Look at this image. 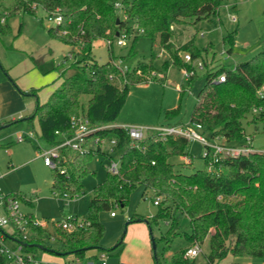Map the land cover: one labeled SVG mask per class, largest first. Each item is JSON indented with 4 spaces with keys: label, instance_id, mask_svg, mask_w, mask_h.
<instances>
[{
    "label": "trees",
    "instance_id": "trees-1",
    "mask_svg": "<svg viewBox=\"0 0 264 264\" xmlns=\"http://www.w3.org/2000/svg\"><path fill=\"white\" fill-rule=\"evenodd\" d=\"M117 2L119 0H0V34L9 33L7 18L13 15L35 16L39 9L46 13L58 11L63 22L57 27L47 28L48 35L70 47L65 61L72 55L77 57L71 65L75 73L65 79L46 102H39L37 89L20 91L37 100L33 113L18 122L27 120L33 123L37 118L39 134L34 126L33 129L48 147L61 142L56 132L73 135V118H86L91 126L116 124L132 86L160 81V72L152 61L138 62L133 68L122 70L115 64L113 46L109 48V60L99 63L93 51L94 42L114 40L123 30L128 34L134 31L136 35L131 39L132 45L142 36L158 39L160 47L169 55L166 66L171 63L179 69L190 70L194 68V61L202 60V51L195 45L194 38L176 47L172 27L191 19L195 22L209 21L218 15L223 0H121V11L115 7ZM123 14L127 21L123 20ZM131 23H136L135 30ZM21 30L22 24L19 33ZM139 30L143 33L137 35ZM224 43L232 46L233 34L225 37ZM184 53L191 55V63L184 62ZM130 55L131 52L121 60L125 61ZM224 74L226 80L217 82ZM197 77L196 74L186 80L180 88L179 105L166 112L167 119L179 117L183 96ZM204 78V87L198 95L190 122L201 124L202 134L208 139L218 137L229 144H242L246 138L244 121L264 126V95L258 94L264 86V50L234 68L206 70ZM86 96L89 99L85 103L82 98ZM97 134L117 139L121 170L119 175L108 172L105 181L94 188L88 212L81 218L89 226L71 232L56 227L57 235L50 242L51 234L46 229L32 225L36 237L25 241V252L37 258L39 247L51 252L56 246L58 249L54 253L72 254L82 261L88 257L86 248L91 247L101 254L104 251L101 241L105 226L99 220V213L114 206L124 208L134 189L143 186L153 191L154 204L159 201L155 204L157 211L152 218L140 219L146 222L150 231L153 225L165 224L167 227L160 237H154L150 232L156 245L163 244L162 258L152 248L156 264H198L195 259L186 257V252L195 245L201 247L208 238L210 253L202 264H219L228 255L264 261V154L254 152L223 158L213 164L211 171L208 170L210 159L207 158L204 160L205 170L185 174L176 171V165L170 162L173 157L190 156V142L183 137L169 136L162 141L151 134L136 147L129 134L121 128L106 129ZM60 154L66 172L54 171L52 192L59 195L67 193L75 198L84 193L83 181L91 172L89 163L95 154L69 148H62ZM15 196L26 206L33 207L25 195L16 193ZM183 217L188 218L191 225V232L184 235L187 246L167 258L172 243L180 235ZM16 236L23 239V233L18 229ZM8 263L7 256L0 254V264Z\"/></svg>",
    "mask_w": 264,
    "mask_h": 264
},
{
    "label": "rangeland",
    "instance_id": "rangeland-1",
    "mask_svg": "<svg viewBox=\"0 0 264 264\" xmlns=\"http://www.w3.org/2000/svg\"><path fill=\"white\" fill-rule=\"evenodd\" d=\"M5 4L8 5V3ZM21 24L22 30L19 33ZM7 25L10 28L9 33L0 34V75L10 80L8 71L11 68L13 75L26 76L25 79L34 82L33 88L38 90L39 102H46L61 83L75 73V68L71 65L77 61V57L72 55L68 61H65L70 47L48 35L47 28L55 27V25L47 21V13L42 9H39L35 16L13 15L7 18ZM131 25L135 27V24L131 23ZM172 32L176 47L195 39V45L202 51L203 57L200 61L204 65L203 70L196 68L198 77L194 79L183 96L179 117L169 120L165 114L179 105V90L186 82L184 70L171 63L166 66L169 55L160 47L158 39L153 40L142 36L134 45L131 39L126 40L125 45L121 47L115 44L113 52L116 61H120L121 57L129 52H131L130 57L123 61L125 67L133 68L138 62L152 61L154 67L160 72L158 75L160 81L132 86L117 124L158 127L175 125L178 122L189 123L198 95L204 87L206 70L215 71L221 67L234 68L235 65L251 60L264 50V0H223L216 17H212L209 21L186 20L183 24L174 25ZM229 34L234 36L232 46L224 43V38ZM206 48L208 51L205 52ZM93 51L99 63H105L110 58L109 48L104 39L94 42ZM186 54H183V60ZM117 82L119 83V80ZM12 85L15 87L16 84L12 82ZM30 90L31 88L26 92ZM88 99L87 96L82 98L85 103ZM36 100V97H26L27 103L33 104L27 107L24 118L33 113ZM250 119L251 117H248V120ZM33 126L39 134L36 118L33 123L27 120L19 121L4 128L1 130L0 138L13 134L15 129H21V133L28 132ZM244 126L245 140L247 141L248 138L251 140L254 150H264V126L248 124L247 121H244ZM146 134L148 136L152 132ZM11 136L9 140L14 137V140L10 142L11 145L0 147V171L5 174L0 180V190L3 194L21 193L33 200V207L23 205L22 209L24 212L33 213L36 220L45 223L47 232L51 234L48 241L52 242V237L57 235L55 228L58 222L69 216L82 218L88 212L94 188L106 179L109 159L103 154L95 155L89 163L91 172L83 181L84 193L67 201L63 196L53 195L54 171L46 167L43 158L39 157L38 144L35 141L18 143L15 142L16 135ZM39 145L41 149L48 148L42 140H39ZM203 151V146L194 141L188 147L191 164H185L183 168L184 163L182 164L179 157L171 158L170 162L176 165V171L185 174L205 170L207 167L202 157ZM156 211L153 191L138 186L131 193L124 208L114 206L110 210L99 213V220L105 226V234L101 241L104 251L101 254H98L97 250H88L87 259L77 262L73 255L57 256L54 250L58 247L54 246L51 252L39 250L38 258L43 262L51 263L57 261L46 260L60 259L65 264H101L103 262L105 264H156L150 232L152 231L154 237H160L167 227L165 224L153 225L150 231L145 221L136 222L140 218H152ZM112 212L115 213L114 216L111 215ZM190 232V221L183 217L180 235L174 240L167 254L171 256L186 247L184 235ZM209 253L210 243L207 239L201 246V253L195 258L196 263L206 262ZM102 254L103 258H94ZM156 254L162 258V243L157 245ZM234 263L264 264V261L248 256L228 255L219 264Z\"/></svg>",
    "mask_w": 264,
    "mask_h": 264
},
{
    "label": "built area",
    "instance_id": "built-area-1",
    "mask_svg": "<svg viewBox=\"0 0 264 264\" xmlns=\"http://www.w3.org/2000/svg\"><path fill=\"white\" fill-rule=\"evenodd\" d=\"M116 9L123 10V5L120 2L115 4ZM123 20L127 21L128 18L123 14ZM47 21L55 25V27L61 25L63 22V16L60 12L47 13ZM4 19H2V23ZM134 29L137 28L136 23ZM143 30L137 31L138 34H142ZM136 33L133 31L128 34L125 30L119 32L114 40L107 39L106 44L108 48H111L115 44L117 46H124L125 41L132 39ZM186 63H191L192 58L190 54L184 56ZM115 64L119 66L122 70H128V67L123 65V61H116ZM193 69L184 70V77L186 80L192 78L196 75V68L203 70L204 65L202 61H194ZM226 76L221 75L217 82H224ZM258 94L264 95V86L258 91ZM19 116L17 119H21ZM74 133L73 135H60L61 142L54 146H49L46 149H41L39 145V138L34 129L20 133L16 136L15 141L18 143L24 141H35L39 149V157L43 158L46 167L52 169L53 171L65 173L66 167L61 164V154L60 150L62 148H69L72 151L83 152V153H93L106 155L109 159L108 172L114 175H119L121 170V160L118 157V142L116 138L108 139L97 134L99 131H103L111 128H121L125 130L131 140L133 145L138 147V144L145 140L147 137V132H153L155 134L156 140L165 141L169 136L183 137L191 142H199L204 151L202 153L203 159H210V166L208 170L213 169V164L219 162L223 158H234L243 155H248L250 153H262L264 150H254L251 144V140L244 141L242 144H229L221 138L208 139L204 134H202L203 126L196 123H183L181 125H166L158 127H147L143 125H133V124H105L101 126H91L86 118L79 117L73 118ZM181 162L184 164H191V156L182 155L179 157ZM3 175L0 172V179ZM54 196L59 194L53 192ZM63 196L67 201L74 198L70 197L67 193L60 195ZM77 197V196H76ZM157 200L155 204H158ZM25 205L22 201L16 198L15 194H3L0 190V254L7 256L9 259L8 264H43L45 262L41 261L38 257L35 258L31 253L25 252V241L31 237H36L31 226L40 227L46 229L45 223L36 220L33 214L24 212L22 206ZM112 216L115 215L114 212L111 213ZM89 223H85L81 218L76 216H69L66 219L61 220L57 223L56 227L61 228L64 231H74L76 228H86ZM16 229L23 233V239L20 240L16 236ZM201 253V247L195 245L189 248L186 252V257L190 259H195ZM103 254L100 258H103ZM102 264H105L103 262Z\"/></svg>",
    "mask_w": 264,
    "mask_h": 264
},
{
    "label": "crops",
    "instance_id": "crops-1",
    "mask_svg": "<svg viewBox=\"0 0 264 264\" xmlns=\"http://www.w3.org/2000/svg\"><path fill=\"white\" fill-rule=\"evenodd\" d=\"M8 75H9L10 80H8L4 76L0 75V133H1V130H3L4 128H7L9 126L16 124L19 120V119H17L19 116H22L24 118L25 113L27 111V107L31 106L33 104L31 102L27 103V101H26V97H31V96L28 94L23 95L20 93V91L26 92V90L29 88L33 89V83L34 82H29L27 79H25L26 76H24L22 74L13 75L11 73V68L8 71ZM12 81L15 82V84H16L15 87L17 89L12 85ZM23 118H21V119H23ZM23 121H25V120H23ZM2 125H6V126L3 127ZM15 130L16 131H14L13 134L6 135V136H3L2 138H0V147H5V146L11 145L10 142H12L14 140V137L12 140H9L10 137H12L11 135L17 136L16 133H19V134L21 133V129H15ZM1 174L3 175V177L5 176L4 173H1ZM31 201H32V203H34L33 200H31ZM28 213H30V212H28ZM31 214H33V213H31ZM136 222H139V221L136 220ZM213 233H214V231L212 230L211 234H213ZM66 255L57 254V256H66ZM68 255H72V254H68ZM167 255H168V258H170L172 256V255L170 256L169 254H167ZM49 260L57 261V262H53L52 264H65L60 259H50L49 258L46 261H49ZM76 261L78 262L79 260H76ZM45 263H51V262H45ZM70 264H72V263H70Z\"/></svg>",
    "mask_w": 264,
    "mask_h": 264
},
{
    "label": "water",
    "instance_id": "water-1",
    "mask_svg": "<svg viewBox=\"0 0 264 264\" xmlns=\"http://www.w3.org/2000/svg\"><path fill=\"white\" fill-rule=\"evenodd\" d=\"M119 21H120V20L118 19V20H117V23H119ZM117 35H118V33H117ZM138 221L140 222V221H142V220L139 219ZM152 247H153L154 250L157 249V245H156V243H155L153 240H152ZM39 248H40L41 250H45V249L42 248V247H39ZM91 249H92V248L90 247V248H86V249H84V250H91Z\"/></svg>",
    "mask_w": 264,
    "mask_h": 264
}]
</instances>
